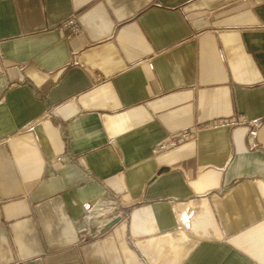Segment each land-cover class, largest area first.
I'll return each instance as SVG.
<instances>
[{
	"label": "crops",
	"instance_id": "crops-1",
	"mask_svg": "<svg viewBox=\"0 0 264 264\" xmlns=\"http://www.w3.org/2000/svg\"><path fill=\"white\" fill-rule=\"evenodd\" d=\"M0 264H264V0H0Z\"/></svg>",
	"mask_w": 264,
	"mask_h": 264
},
{
	"label": "built area",
	"instance_id": "built-area-1",
	"mask_svg": "<svg viewBox=\"0 0 264 264\" xmlns=\"http://www.w3.org/2000/svg\"><path fill=\"white\" fill-rule=\"evenodd\" d=\"M61 28L64 30H67L68 32L67 38L69 39L81 33V28L78 25V22L75 16L70 17L65 22H63ZM260 121H261L260 119L248 120L246 118H239L237 120L234 119L230 122H215V123L207 124L206 126L205 125L199 126L196 132L201 131L203 129H216L220 127H228V126H233V125L235 126V125H240V124L251 125L254 128H257L260 125ZM255 134H256L255 131L251 132L252 136H254ZM194 137H195V132H189V131L181 132L177 138H173L171 140L160 142V144L158 145V147L156 148L154 152L161 153L162 151H167L169 149L177 147L180 143L186 142L188 140L191 141ZM101 235H102V232L101 230H99L93 234V237H99Z\"/></svg>",
	"mask_w": 264,
	"mask_h": 264
},
{
	"label": "water",
	"instance_id": "water-1",
	"mask_svg": "<svg viewBox=\"0 0 264 264\" xmlns=\"http://www.w3.org/2000/svg\"><path fill=\"white\" fill-rule=\"evenodd\" d=\"M118 222H119V219H115L112 222H110L107 227H112V226H114Z\"/></svg>",
	"mask_w": 264,
	"mask_h": 264
}]
</instances>
